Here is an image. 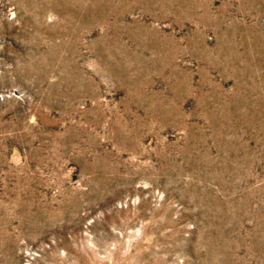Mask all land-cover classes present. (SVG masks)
Returning a JSON list of instances; mask_svg holds the SVG:
<instances>
[{
  "label": "rangeland",
  "instance_id": "rangeland-1",
  "mask_svg": "<svg viewBox=\"0 0 264 264\" xmlns=\"http://www.w3.org/2000/svg\"><path fill=\"white\" fill-rule=\"evenodd\" d=\"M0 264H264V0H0Z\"/></svg>",
  "mask_w": 264,
  "mask_h": 264
}]
</instances>
